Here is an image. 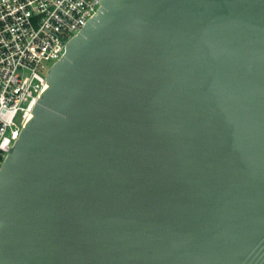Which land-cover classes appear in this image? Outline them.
I'll list each match as a JSON object with an SVG mask.
<instances>
[{
	"label": "water",
	"instance_id": "obj_1",
	"mask_svg": "<svg viewBox=\"0 0 264 264\" xmlns=\"http://www.w3.org/2000/svg\"><path fill=\"white\" fill-rule=\"evenodd\" d=\"M0 172V264H264V0H100Z\"/></svg>",
	"mask_w": 264,
	"mask_h": 264
},
{
	"label": "built area",
	"instance_id": "obj_2",
	"mask_svg": "<svg viewBox=\"0 0 264 264\" xmlns=\"http://www.w3.org/2000/svg\"><path fill=\"white\" fill-rule=\"evenodd\" d=\"M100 8V0H0V172L48 88L40 72Z\"/></svg>",
	"mask_w": 264,
	"mask_h": 264
},
{
	"label": "rangeland",
	"instance_id": "obj_3",
	"mask_svg": "<svg viewBox=\"0 0 264 264\" xmlns=\"http://www.w3.org/2000/svg\"><path fill=\"white\" fill-rule=\"evenodd\" d=\"M46 65L48 66V69H49L53 65V62L46 63ZM40 73L44 75L45 77H47L48 75V71L46 69L41 71Z\"/></svg>",
	"mask_w": 264,
	"mask_h": 264
}]
</instances>
